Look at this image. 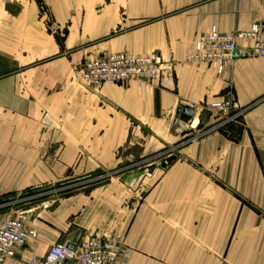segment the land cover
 Here are the masks:
<instances>
[{
    "label": "crops",
    "instance_id": "crops-1",
    "mask_svg": "<svg viewBox=\"0 0 264 264\" xmlns=\"http://www.w3.org/2000/svg\"><path fill=\"white\" fill-rule=\"evenodd\" d=\"M43 2L66 32L62 46L37 0H0V223L22 218L38 232L3 264L117 232L131 249L127 264H264V61L239 57L222 75L187 61L209 30L264 27V0ZM88 53L156 56L160 79L87 88L76 70ZM227 100L244 112L216 124L210 105ZM185 107L195 111L189 122ZM196 130L208 132L144 173L137 205L123 192L116 225L111 185L36 204L24 197L112 169L137 138L146 157ZM89 202L105 226L85 218Z\"/></svg>",
    "mask_w": 264,
    "mask_h": 264
},
{
    "label": "built area",
    "instance_id": "built-area-1",
    "mask_svg": "<svg viewBox=\"0 0 264 264\" xmlns=\"http://www.w3.org/2000/svg\"><path fill=\"white\" fill-rule=\"evenodd\" d=\"M251 56L264 61V27L253 25L248 31L222 33L209 30L198 37L190 63L204 64L217 75L224 74L237 58ZM162 65L156 56H136L126 53L104 54L85 60L77 66L76 79L90 89L106 84L125 86L132 82L153 84L159 81ZM210 110L230 122L244 111L233 100L210 105ZM223 122V121H222ZM197 139V138H196ZM195 140V139H194ZM38 232L17 218L0 223V264L15 259ZM131 249L121 233L92 236L70 248L67 243L55 245L42 258L30 264H127Z\"/></svg>",
    "mask_w": 264,
    "mask_h": 264
},
{
    "label": "rangeland",
    "instance_id": "rangeland-1",
    "mask_svg": "<svg viewBox=\"0 0 264 264\" xmlns=\"http://www.w3.org/2000/svg\"><path fill=\"white\" fill-rule=\"evenodd\" d=\"M42 12L46 15L47 19L49 20L48 23L53 29V32L58 38L59 45H63V40L65 38L66 32L63 30H59L54 24L51 16L49 15V10L46 6L44 11ZM96 58L95 54L88 53V55L84 56L83 61L85 60H92ZM214 115L215 113H211ZM216 115V114H215ZM216 120L219 121L216 122L222 123L224 122L223 118L219 115H216L214 117ZM194 124V123H193ZM194 127V126H193ZM208 131H199L196 130L195 133L192 135L186 137H180L179 140H174L169 142V146H166L165 149L150 154L146 157H141L143 150H144V143L145 140L143 138L136 139L135 142L129 146H126L125 149L121 150L117 157V164L112 169H99L96 173L91 175H83V176H77V177H71L69 180L64 182L61 185L58 186H47L45 188L36 190L34 192L28 193L26 196H24L27 199L28 203H41L45 199H49L52 197H55L57 199L61 197H70L77 194H90L93 190L97 188H102L105 190V188L109 185H111L114 190V218L111 219L113 224H117L121 222V200L123 199V192L127 193L129 192L130 195V205H137V202L139 201V198L143 197L144 191L140 194H138V190L140 188L141 184V177L146 173V175L155 174L159 170L162 169V163L168 159H170L169 156L176 155L177 152L180 150L182 146H185L188 144V142L193 141L194 139L197 140L201 136H203ZM187 133H190V131H187ZM148 133H144L145 138H149ZM197 138V139H196ZM155 169V170H154ZM153 170V172H149ZM157 171V172H156ZM150 173V174H149ZM68 178V177H67ZM149 186L146 185V189ZM144 189V188H143ZM127 199V198H124ZM88 208L89 210V216L86 215V217H89L91 221L92 218H95V220H98L100 224H103L105 226L106 219L103 217V219H96L97 218V206L95 204H91ZM96 211V212H95ZM87 213V212H85ZM23 221L22 218H17ZM109 219H107L108 221ZM75 221V219H73ZM24 222V221H23ZM25 223V222H24ZM109 226V225H108ZM120 230V229H118ZM114 230V231H118ZM120 232V231H119ZM110 233V232H106ZM122 233V232H121ZM97 233H94L92 236H96ZM89 236V237H92ZM101 236V235H99Z\"/></svg>",
    "mask_w": 264,
    "mask_h": 264
},
{
    "label": "water",
    "instance_id": "water-1",
    "mask_svg": "<svg viewBox=\"0 0 264 264\" xmlns=\"http://www.w3.org/2000/svg\"><path fill=\"white\" fill-rule=\"evenodd\" d=\"M179 113H183V119L186 122L191 121L195 115V111L191 107H185L184 109H181ZM172 162H173V159L171 158L164 161L162 163V168H167L169 165H171ZM70 248L73 249V246L70 245ZM65 264H68V263H65Z\"/></svg>",
    "mask_w": 264,
    "mask_h": 264
},
{
    "label": "trees",
    "instance_id": "trees-1",
    "mask_svg": "<svg viewBox=\"0 0 264 264\" xmlns=\"http://www.w3.org/2000/svg\"><path fill=\"white\" fill-rule=\"evenodd\" d=\"M38 1V4L40 5V7H41V10H43L44 11V9L46 8V6H45V4H44V2H43V0H37ZM57 40H58V38H57ZM62 46V45H61Z\"/></svg>",
    "mask_w": 264,
    "mask_h": 264
},
{
    "label": "bare ground",
    "instance_id": "bare-ground-1",
    "mask_svg": "<svg viewBox=\"0 0 264 264\" xmlns=\"http://www.w3.org/2000/svg\"><path fill=\"white\" fill-rule=\"evenodd\" d=\"M195 125H196V122H194L193 126L195 127Z\"/></svg>",
    "mask_w": 264,
    "mask_h": 264
}]
</instances>
